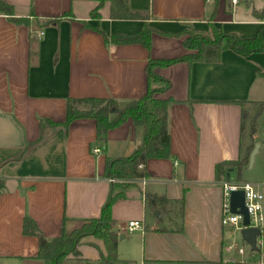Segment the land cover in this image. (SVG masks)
Returning <instances> with one entry per match:
<instances>
[{
  "label": "crops",
  "instance_id": "obj_1",
  "mask_svg": "<svg viewBox=\"0 0 264 264\" xmlns=\"http://www.w3.org/2000/svg\"><path fill=\"white\" fill-rule=\"evenodd\" d=\"M5 1L12 18L27 22L15 24L0 13V264H40L41 241L100 216L110 190L103 178L105 158L126 157L142 142L141 129L128 120L107 133L100 149L93 120L62 127L66 99L111 98L119 106L139 99L149 60L188 53L182 32H207L213 25L250 39L264 27V6L251 0H243L244 9L241 0H218L216 6L213 0H128L147 19L115 20L105 2L99 11L104 35H130L146 24L154 30L146 50L139 44H106L92 30L97 26L90 17L93 0ZM52 18L59 23L41 25ZM156 73L170 82L163 96L173 100L167 112L170 157L146 161L143 185L138 180L114 189L123 192L111 207L118 258L127 264H264V236L257 237L253 251L241 236L239 244L241 229L220 224L216 174L240 155L239 102L264 100V53L241 57L224 50L218 62H181ZM258 123L253 136L258 152L241 181L257 185L263 195L264 232L263 115ZM148 194L182 199V210L177 203L153 209ZM25 218L42 238L22 233ZM129 221H138L142 230L128 233ZM87 239L77 248L79 260L66 264H99L102 243L89 245Z\"/></svg>",
  "mask_w": 264,
  "mask_h": 264
},
{
  "label": "trees",
  "instance_id": "obj_2",
  "mask_svg": "<svg viewBox=\"0 0 264 264\" xmlns=\"http://www.w3.org/2000/svg\"><path fill=\"white\" fill-rule=\"evenodd\" d=\"M97 3L91 11L90 17L97 22L92 30L100 33L106 44L130 45L139 44L146 50L151 48V34L154 30L146 24L142 29L130 35L115 34L107 37L99 28V11L105 2L110 3L109 17L115 20H146L147 16L139 11L132 10L128 0H93ZM218 0H213L216 6ZM0 13L8 16L15 24H26L22 18H12V7L0 0ZM64 16H68L65 14ZM60 18L44 19L43 27L57 25ZM86 25V24H85ZM88 27V25H86ZM182 45L188 52L181 57L173 59H152L146 66V91L139 98L130 100L119 106L111 98H68L65 103V117L62 127L78 119H91L95 125V144L102 149L106 144V136L110 130L120 127L130 120L135 128L142 131V142L126 157H106L104 162L103 178L110 183V190L106 203L101 209L100 216L86 220L78 229L66 234L64 230L50 240H45L39 249L36 259L40 264H63L68 256L79 260L78 246L88 236L101 241L103 251H99V264H127L118 258L116 244L118 235L113 230L111 207L113 203L123 197V192H114L115 188L121 190L132 182L147 177L144 165L148 159H168L169 133H168V106L173 102L171 98L163 97L170 88V82L156 73L157 68H167L177 63L188 65L199 63H215L220 60L224 50H230L238 56L247 57L251 54L264 53V27L250 39H242L234 33H225L220 28L209 26L207 32L184 31ZM241 106L240 123V155L236 162H231L228 170L234 171V181H241V172L248 165L249 154L255 143L253 136L258 128V117L264 116V100L262 102H239ZM253 109V116L245 105ZM3 182L0 181V190ZM148 205L157 209L169 203H177L182 210L183 200L170 202L165 198L146 195ZM22 233L26 236L42 238L36 224L28 218L24 219Z\"/></svg>",
  "mask_w": 264,
  "mask_h": 264
},
{
  "label": "built area",
  "instance_id": "obj_3",
  "mask_svg": "<svg viewBox=\"0 0 264 264\" xmlns=\"http://www.w3.org/2000/svg\"><path fill=\"white\" fill-rule=\"evenodd\" d=\"M235 4L236 0H232ZM98 149H94L93 153H98ZM219 185L222 190V206H221V219L220 224L224 227H233L235 229H243L241 225V216L230 213L229 210V195L231 192L242 191L244 194V207L248 214L249 227L258 229L260 238L263 234V215H262V201L263 195L260 194L254 184L247 182H238L230 180L227 177V171L222 167L216 170ZM139 182L143 185L145 178L140 179ZM127 232L141 231L142 226L138 221H129L127 223ZM238 253L242 254L243 250L238 249Z\"/></svg>",
  "mask_w": 264,
  "mask_h": 264
},
{
  "label": "water",
  "instance_id": "obj_4",
  "mask_svg": "<svg viewBox=\"0 0 264 264\" xmlns=\"http://www.w3.org/2000/svg\"><path fill=\"white\" fill-rule=\"evenodd\" d=\"M258 152V144H254L248 158V169L253 165L255 155ZM227 177L230 180H234V171L229 169L227 170ZM229 210L231 214L241 216V225L244 227L240 236L241 239L251 248V250H256V239L260 236L258 229L249 227L248 214L244 207V194L242 191L231 192L229 195ZM264 236V232L263 235ZM44 241H41L43 244Z\"/></svg>",
  "mask_w": 264,
  "mask_h": 264
},
{
  "label": "rangeland",
  "instance_id": "obj_5",
  "mask_svg": "<svg viewBox=\"0 0 264 264\" xmlns=\"http://www.w3.org/2000/svg\"><path fill=\"white\" fill-rule=\"evenodd\" d=\"M251 1H252V4L255 5V6H259V7L264 6V0H251ZM239 6H240L241 8H243V9L245 8V3H244L243 0H241ZM247 110L249 111V115H250V116H253V109L251 110L250 107H249V108H247ZM244 174H245V176H249L251 173H247V172H245ZM236 237H237V240H238V242H239V244H240V241H239V240H240V234H239V232L236 234ZM85 238H88L86 242H87L89 245H94L95 243H96V244H100V242H99L97 239H95V238H93V237H91V236H88V237H85ZM85 238H84L83 240H85ZM83 240H82L81 242H84ZM86 242H85V243H86ZM244 247H245V246H244ZM73 258H74V257H72V256H68V257L64 260V263H63V264H66L67 262L72 261Z\"/></svg>",
  "mask_w": 264,
  "mask_h": 264
}]
</instances>
